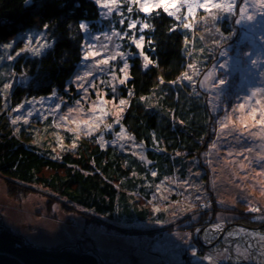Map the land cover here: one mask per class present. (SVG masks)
Wrapping results in <instances>:
<instances>
[{
    "label": "rangeland",
    "instance_id": "374dc122",
    "mask_svg": "<svg viewBox=\"0 0 264 264\" xmlns=\"http://www.w3.org/2000/svg\"><path fill=\"white\" fill-rule=\"evenodd\" d=\"M222 2H232L236 7L231 12L212 9L208 13L197 9L193 28L186 29L197 36L207 34L211 27L215 30L209 41L211 64L198 72L195 63L194 68L188 67L183 77L190 76L186 82L205 92L212 113L209 138L204 142L200 160L189 163L185 176L180 172L169 174L155 180L147 193H129L132 201H139L143 196L144 203L139 205L149 204L152 216L158 212L156 209L165 213L162 220L167 221L166 225L147 222V227H153V234L149 236L120 234L107 229L108 222L103 224L104 219L95 215L94 210L67 202L49 189L37 186L36 191L29 190L24 195L11 194L7 181L0 175V228L18 233L28 243L38 246L57 248L81 244L82 248L96 252L100 264H264V159H261L264 157V128L253 127L254 121L250 119L245 128L237 119L241 113L234 111L240 103L255 105L257 99L264 102V7H261V0ZM97 5L102 13L96 21L98 28L84 23L87 29L83 30L81 61L65 87L59 91L53 88L54 94L43 101L40 108L41 118L15 120L11 125L17 134L21 129L36 133L37 143L43 144L41 140L45 139L43 147L54 149L58 156L67 147H76L81 140H95L103 148L116 146L147 161L143 143L125 126L123 115L129 103L127 81L131 58L135 55L131 48H136L137 56L145 65L141 49L129 37L134 33L138 39L149 29L140 32L139 24L133 29H129L128 24L132 20L150 24V16L138 14L131 20L138 6L125 0L111 12ZM127 6L133 11L121 15ZM157 12L164 13L162 9L152 13ZM223 12L230 15V32L218 27ZM185 14L184 10L178 13L181 17ZM116 17L124 23L119 22L120 27L115 24L114 28L113 18ZM214 18L216 23L212 25L210 20ZM237 20L240 23H236ZM176 23V27H182L180 22ZM113 32L128 35L121 39L112 35ZM218 37L220 41L216 43ZM15 39L0 44V82L10 85L3 92L5 107L10 104L12 86L39 84L38 76L32 72L39 55L32 50H21L39 48L36 43L39 41L40 44L46 42L40 49L46 53L56 38L51 28L44 26L42 30L35 26ZM7 44L12 47H2ZM89 45L101 55L84 59ZM112 55L116 59L108 64L96 63ZM10 56L13 58L9 59ZM125 62L128 68L122 72ZM89 72L91 75H86ZM77 76L84 79L78 80ZM254 91L258 95L248 102L247 97ZM121 100L126 103L120 104ZM183 161L188 162L189 158L184 157ZM174 191L177 195H173ZM250 208H259V211H250ZM242 215L244 218H238Z\"/></svg>",
    "mask_w": 264,
    "mask_h": 264
},
{
    "label": "trees",
    "instance_id": "16d2710c",
    "mask_svg": "<svg viewBox=\"0 0 264 264\" xmlns=\"http://www.w3.org/2000/svg\"><path fill=\"white\" fill-rule=\"evenodd\" d=\"M127 9L128 6L122 13L128 15ZM134 12L137 14L132 13L131 20L143 14ZM101 15L95 0H0V44L27 34L35 26L42 30L44 26L51 28L56 38L46 53L40 52L32 71L38 76L37 86H12L10 104L5 107L6 82H0V175L11 194L24 195L40 186L67 202L94 210L104 219L103 224L108 222L107 229L149 236L153 227H147V222L164 226L165 213L158 211L152 216L149 204L139 205L144 203L143 196L132 201L129 193H147L155 180L169 174L180 172L185 176L189 163L200 160L204 142L209 138L212 113L205 92L183 77L191 64L196 63L198 72L211 64L209 41L213 39L214 27L197 36L176 27L170 16L152 13L143 46L152 63L145 67L136 48H131L135 55L131 58L129 103L123 123L143 143L147 161L116 146L103 148L95 140H81L58 156L54 149L43 147L45 139L41 140L43 144L37 143L35 132L21 129L17 134L11 125L14 120L36 121L43 116V101L54 94V87L62 90L79 66L84 39L80 24L92 23L98 28L96 21ZM113 19L114 28L115 24L120 27V19ZM218 22L221 31H231L228 13H221ZM210 23L213 25L216 19ZM219 41L218 37L216 43ZM184 157L189 161L184 162ZM173 195H177L176 191ZM241 217L244 218H238ZM256 220L252 221L259 224ZM82 247L38 246L18 233L0 228V264H100L96 252Z\"/></svg>",
    "mask_w": 264,
    "mask_h": 264
},
{
    "label": "snow or ice",
    "instance_id": "6c2138e0",
    "mask_svg": "<svg viewBox=\"0 0 264 264\" xmlns=\"http://www.w3.org/2000/svg\"><path fill=\"white\" fill-rule=\"evenodd\" d=\"M96 2L100 4L101 7L107 8L109 12H111L114 10V8H117V9L119 8L121 0H96ZM125 2L136 4L138 6V11L144 13L146 16L152 15L153 10L162 9L164 13H166L169 16H173L176 19V21L180 22L181 26L184 29L193 28L192 21L195 20V11L197 9H203L205 12H208V13H211L212 9H218V10L231 12L236 7L234 3L232 2L224 3L222 2V0H220V2H217V0H125ZM261 7H264V0H261ZM182 10L186 12V14L183 17H181V15H178V13H180ZM127 11L132 12L133 11L132 7H128ZM240 11L241 13H243L244 9L241 8ZM120 14L123 15V13H120ZM157 14H159V12H157ZM201 19H205V17H201ZM248 19L251 20L252 17L249 16ZM120 23L123 24L124 20H121ZM236 23H240V21L237 20ZM137 24L140 25L138 29V31L140 32H143L144 29L151 27L149 23L144 22L142 20H132L128 24V28L129 29L137 28ZM80 28L83 30H86L87 25L84 23H81ZM105 35L107 39H111V37L107 36V34ZM112 35L120 36V38L123 39L124 35H128V33H124L122 35L119 32H113ZM129 38L131 39L132 43L136 45L138 49H141L140 54L144 56V60H145L144 66L147 67L148 64L152 63V61L149 59L147 55H144L142 51L144 36L140 35L139 38L137 39L136 35L133 33ZM36 43L39 44V48L30 49L26 47L25 49H22L21 51L32 50L35 52V54L39 55L40 49L46 46V42L44 44H40V42L37 41ZM31 44H32V40L31 38H29V45ZM186 44H187V40H186ZM2 47L11 48L12 45L7 44V45H3ZM93 47H94L93 45L88 46V51L85 53L84 59H88L89 57H95V56L101 55V53L98 51H92ZM104 47L107 48V45H105ZM19 54L20 53H17L16 55H19ZM119 55H121V57L123 58L122 53H120ZM12 58L13 57L11 56L9 57V59H12ZM115 59H116V56L112 55V56L105 57L103 60L97 61L96 63L97 64H101V63L108 64L109 61L115 60ZM189 67L194 68L195 66L189 65ZM127 68H128V64L127 62H125L121 71L123 72ZM86 75H91V73L90 72L86 73ZM77 79L83 80L84 77L77 76ZM185 79H191V77L185 74ZM120 83L123 84L124 80H120ZM221 83H223V81H221ZM4 87L8 88L10 87V85L6 84ZM81 87H83V85H81ZM85 91H87V89H85ZM257 95H258L257 91L252 92L251 95L247 97V101L251 102L253 97H256ZM125 103L126 101L124 100L120 101V104H125ZM246 107H247V111L245 112ZM237 110L241 113V115L238 116L237 119L240 121L241 124H243L245 128L248 127L247 120L249 119L251 121H254L252 125L253 127H255L256 125H260L261 128H264V102H262L261 99L255 100V105H252L250 103L247 105L246 103H240L238 105V109H234V111H237ZM15 122L16 121L14 120L13 123ZM85 123H87V121H85ZM109 127H111V125H109ZM223 127H227V125H223ZM249 151H251V149H249ZM261 159H264V157H261ZM153 175H155V173H153ZM156 210L159 211V209H156ZM249 210L259 211V208H250Z\"/></svg>",
    "mask_w": 264,
    "mask_h": 264
}]
</instances>
